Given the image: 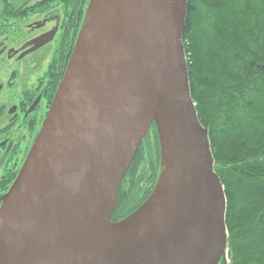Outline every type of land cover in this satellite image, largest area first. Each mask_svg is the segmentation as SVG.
Listing matches in <instances>:
<instances>
[{
	"label": "water",
	"instance_id": "obj_1",
	"mask_svg": "<svg viewBox=\"0 0 264 264\" xmlns=\"http://www.w3.org/2000/svg\"><path fill=\"white\" fill-rule=\"evenodd\" d=\"M186 3L115 0L96 27V0H90L50 113L3 198L0 264L217 263L227 236L226 201L207 129L190 95L181 42ZM121 13L123 73L94 124L85 133L74 127V138L60 149L54 177L39 188L51 141L82 96L85 76L102 59ZM153 124L162 165L144 202L166 176L168 185L144 209L143 202L111 222L122 180Z\"/></svg>",
	"mask_w": 264,
	"mask_h": 264
},
{
	"label": "trees",
	"instance_id": "obj_2",
	"mask_svg": "<svg viewBox=\"0 0 264 264\" xmlns=\"http://www.w3.org/2000/svg\"><path fill=\"white\" fill-rule=\"evenodd\" d=\"M185 9L181 42L188 84L225 193L229 264H264V0H187ZM154 125L150 132L156 133ZM140 148L122 180L111 221L140 207L153 187L120 213L141 184L157 179L156 153L123 191L141 161Z\"/></svg>",
	"mask_w": 264,
	"mask_h": 264
},
{
	"label": "flooded vegetation",
	"instance_id": "obj_3",
	"mask_svg": "<svg viewBox=\"0 0 264 264\" xmlns=\"http://www.w3.org/2000/svg\"><path fill=\"white\" fill-rule=\"evenodd\" d=\"M89 1L0 0V207L50 113Z\"/></svg>",
	"mask_w": 264,
	"mask_h": 264
},
{
	"label": "bare ground",
	"instance_id": "obj_4",
	"mask_svg": "<svg viewBox=\"0 0 264 264\" xmlns=\"http://www.w3.org/2000/svg\"><path fill=\"white\" fill-rule=\"evenodd\" d=\"M115 0H96V5L94 9V20L96 21V27H100V23L103 24L107 19L108 13L107 7L114 5ZM125 13H121L118 19L120 25L115 30L114 35L111 37L110 41H107L106 51L102 53V59L94 66L93 71H89L85 76V82L83 83L81 89V95L72 107L71 112L62 121V126L60 127L57 134L53 137L51 144L52 147L48 153H46V158L41 164L40 169V181L38 183L39 188H45L48 182L53 178L54 175L52 171L56 168L57 163L61 159V148H65L68 144L69 139L74 138L75 133L73 129L77 126L79 122H85L82 113L84 111V106L91 102H99L102 100L100 98V93H107V86H114L120 79V75L123 73L124 64L126 60L124 59L122 51V41L124 37L125 28ZM117 15V13H116ZM117 25V24H116ZM102 89V90H101ZM97 99V100H96ZM50 179V180H49ZM168 185L167 176L165 177L162 184H160L154 191V194L144 202L141 210L150 203L159 199L163 194V190L166 189Z\"/></svg>",
	"mask_w": 264,
	"mask_h": 264
},
{
	"label": "rangeland",
	"instance_id": "obj_5",
	"mask_svg": "<svg viewBox=\"0 0 264 264\" xmlns=\"http://www.w3.org/2000/svg\"><path fill=\"white\" fill-rule=\"evenodd\" d=\"M89 3H90V1H89ZM110 87L112 88V86H107V88H110ZM112 89H108L107 93H100V98L102 100H100L99 102H91V103L87 104L86 107H84V111L82 113V115H83L82 119H85L86 122L81 126L77 125L76 130H74V131L79 130L81 133H83V132L85 133V131H87L88 128L94 124L99 112L106 105L107 100H108V96H109V92ZM154 129H156V133L152 129V131L150 133H148L147 136L144 138V141H143L142 146L140 148V151H141L140 160L141 161L136 168V171H135L136 173L133 176V180L131 181V177H129V178L125 179V181L123 182V191L132 188V183H136V181L139 179V177L142 176L144 174V171L147 169V167L144 163L147 161H145V160L149 159L150 156H155L156 153L158 154L159 169H161L160 166L162 165V160H161V150H160V139H158V129L156 128V126L154 127ZM153 144H155V146H153ZM72 148H73V145L70 146V149H72ZM159 173H160V170L158 171L157 178L159 176ZM156 180L154 181V183L152 181H149L148 183L144 182V184H141L142 189L138 192L136 189L133 193L137 197L136 198L132 197L131 200H127V201L123 202V204H122L123 206L120 208V213L123 214L124 211H128V209L130 207H132L134 205V203L136 204L138 202L137 198L144 194L143 192H141L144 188H145V190H147L148 188L153 187L152 188V190H153L154 186L156 184ZM152 190H151V192H152ZM127 207H128V209H127ZM226 233H227V230H226ZM227 240H228V233H227L226 239L224 241L225 247L223 248V250L221 252V256H220V258L216 264H229V254H228V247L229 246H228Z\"/></svg>",
	"mask_w": 264,
	"mask_h": 264
}]
</instances>
